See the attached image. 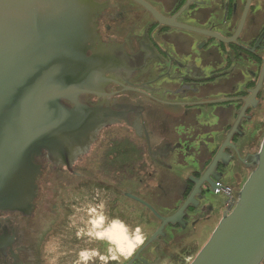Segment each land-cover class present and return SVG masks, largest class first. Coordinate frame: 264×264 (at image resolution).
I'll return each mask as SVG.
<instances>
[{
  "label": "flooded vegetation",
  "instance_id": "flooded-vegetation-1",
  "mask_svg": "<svg viewBox=\"0 0 264 264\" xmlns=\"http://www.w3.org/2000/svg\"><path fill=\"white\" fill-rule=\"evenodd\" d=\"M87 1L92 75L77 100L99 118L84 121L110 123L66 163L39 158L32 213L0 211V264H190L264 140V0ZM79 211L90 232L65 227L55 256Z\"/></svg>",
  "mask_w": 264,
  "mask_h": 264
},
{
  "label": "water",
  "instance_id": "water-1",
  "mask_svg": "<svg viewBox=\"0 0 264 264\" xmlns=\"http://www.w3.org/2000/svg\"><path fill=\"white\" fill-rule=\"evenodd\" d=\"M90 6L87 0H0V211L31 214L39 158L66 163L89 151L110 123L84 121L98 117L85 114L77 100L92 75ZM69 97L77 107L65 105ZM254 161L235 207L190 264L263 261L264 140ZM46 201L50 208L65 203L60 192Z\"/></svg>",
  "mask_w": 264,
  "mask_h": 264
},
{
  "label": "rangeland",
  "instance_id": "rangeland-1",
  "mask_svg": "<svg viewBox=\"0 0 264 264\" xmlns=\"http://www.w3.org/2000/svg\"><path fill=\"white\" fill-rule=\"evenodd\" d=\"M83 207L85 208V207H87V208H89V206H87V204H86V202H85V205H83ZM83 208V209H84ZM83 209H81V210H83ZM79 213V215H77V217H75L74 218V221H77V220H79L80 222L79 223H76V224H70V222H71V219H69L67 222H65V221H61L60 222V226H59V228H58V234H56L57 235V237H55L54 239H53V244H54V246H56L57 248H56V253L54 254L55 256H59V257H61L62 256V251H63V249H62V247L64 246V236H62V234L64 235V231H63V229L64 230H66L65 229V227H67V226H69V227H71V228H76L77 230L76 231H84V232H86V231H89L90 229H91V226L90 227H88V225H91L86 219H83L82 217H84L83 216V214H82V211H79L78 212ZM83 213L86 215L87 214V211L85 210V211H83ZM87 216V215H86ZM63 217V216H62ZM85 221V222H84ZM90 232V231H89ZM87 238H89V236H87ZM87 238H84V239H87ZM205 241V239H201V241H200V243H203ZM56 243V244H55ZM117 245H119V243L117 242ZM86 249V248H85ZM116 255H118L119 256V259L120 258H123L124 256L123 255H121V254H116Z\"/></svg>",
  "mask_w": 264,
  "mask_h": 264
}]
</instances>
